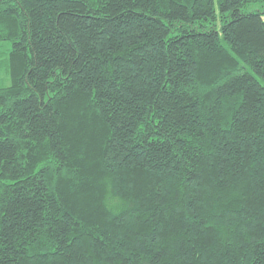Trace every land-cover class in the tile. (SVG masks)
Returning a JSON list of instances; mask_svg holds the SVG:
<instances>
[{"label":"trees","instance_id":"trees-1","mask_svg":"<svg viewBox=\"0 0 264 264\" xmlns=\"http://www.w3.org/2000/svg\"><path fill=\"white\" fill-rule=\"evenodd\" d=\"M0 264H264V0H0Z\"/></svg>","mask_w":264,"mask_h":264},{"label":"rangeland","instance_id":"rangeland-1","mask_svg":"<svg viewBox=\"0 0 264 264\" xmlns=\"http://www.w3.org/2000/svg\"><path fill=\"white\" fill-rule=\"evenodd\" d=\"M11 46L8 43L0 42V60L7 58L10 53ZM9 86L12 84V76L10 69L7 66L0 67V85Z\"/></svg>","mask_w":264,"mask_h":264}]
</instances>
